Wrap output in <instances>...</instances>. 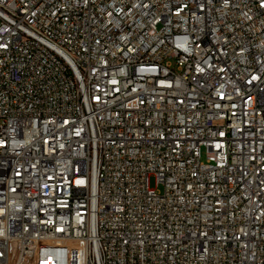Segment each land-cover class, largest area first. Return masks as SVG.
Here are the masks:
<instances>
[{
	"label": "built area",
	"instance_id": "built-area-1",
	"mask_svg": "<svg viewBox=\"0 0 264 264\" xmlns=\"http://www.w3.org/2000/svg\"><path fill=\"white\" fill-rule=\"evenodd\" d=\"M0 264H264V0H0Z\"/></svg>",
	"mask_w": 264,
	"mask_h": 264
},
{
	"label": "rangeland",
	"instance_id": "rangeland-1",
	"mask_svg": "<svg viewBox=\"0 0 264 264\" xmlns=\"http://www.w3.org/2000/svg\"><path fill=\"white\" fill-rule=\"evenodd\" d=\"M203 161H205V153L203 152ZM151 184H152V186L155 188L156 187V185H155V179L153 178V179H151Z\"/></svg>",
	"mask_w": 264,
	"mask_h": 264
}]
</instances>
